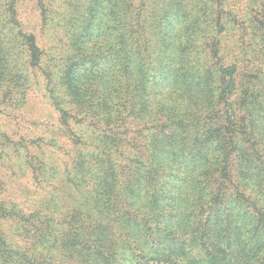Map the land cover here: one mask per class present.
Returning a JSON list of instances; mask_svg holds the SVG:
<instances>
[{"label":"trees","instance_id":"trees-1","mask_svg":"<svg viewBox=\"0 0 264 264\" xmlns=\"http://www.w3.org/2000/svg\"><path fill=\"white\" fill-rule=\"evenodd\" d=\"M20 1L0 0V86L24 80L23 104L44 54ZM65 1L76 40L44 73L70 147L0 129V264H264V88L246 56L217 41L212 66L191 58L161 28L186 0ZM11 166L45 202L7 199Z\"/></svg>","mask_w":264,"mask_h":264},{"label":"rangeland","instance_id":"rangeland-1","mask_svg":"<svg viewBox=\"0 0 264 264\" xmlns=\"http://www.w3.org/2000/svg\"><path fill=\"white\" fill-rule=\"evenodd\" d=\"M220 4L219 0H186L188 13L169 10L163 16L161 28L169 31L174 29V37H182L187 45L193 46L188 50L191 58H200L202 63H206L205 66H212V49L217 41L220 47L226 45L224 50H220L224 56H237L240 59V53L244 54L247 61L241 67L257 77L259 89L264 88V0H224L223 5ZM46 6L48 18L45 23L38 0H21L18 4V21L22 32L36 37L44 55L39 69L33 73L26 70V73H30L31 86L26 88L23 104L18 101L24 93L23 87H26L24 80L17 79L11 85L0 86V129L16 141L35 138L43 139L44 142L56 141L60 149L55 147V152L65 158L64 151L70 146L67 138L61 134V115L49 97L48 78L44 71L54 70L59 72L58 77L62 76L65 64L61 59L66 55L67 43L76 40V37L68 33L64 24L68 3L65 0H46ZM221 8L227 12L222 13ZM219 12L223 16L220 18L222 25L224 23L228 28L218 25ZM7 37L17 36L14 34ZM25 56L17 55L19 58ZM54 57L57 63L53 61ZM23 68L19 63L17 73L20 74ZM246 128L250 129L249 124ZM240 133L242 137L245 136L243 132ZM243 145L247 150L252 146L247 139H244ZM251 149H259V144ZM58 156L52 155L50 158L54 165L61 163ZM11 167L13 169L10 168L4 178L7 199L14 197L20 203L26 202L28 209L45 202L47 191L41 194L34 192L35 188L25 178L27 171L20 170L18 166ZM64 207L70 209L71 206L67 204ZM0 228L10 234L13 232L11 223H7L4 228L0 225Z\"/></svg>","mask_w":264,"mask_h":264}]
</instances>
